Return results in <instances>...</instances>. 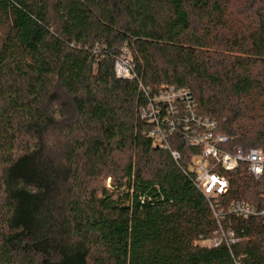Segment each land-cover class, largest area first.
Here are the masks:
<instances>
[{"label": "trees", "instance_id": "obj_1", "mask_svg": "<svg viewBox=\"0 0 264 264\" xmlns=\"http://www.w3.org/2000/svg\"><path fill=\"white\" fill-rule=\"evenodd\" d=\"M238 1L0 0V264H264L261 218L197 244L219 228L185 172L199 150L155 147L140 116L144 90L176 86L264 149V0ZM226 177L223 205L264 208V176Z\"/></svg>", "mask_w": 264, "mask_h": 264}, {"label": "built area", "instance_id": "obj_2", "mask_svg": "<svg viewBox=\"0 0 264 264\" xmlns=\"http://www.w3.org/2000/svg\"><path fill=\"white\" fill-rule=\"evenodd\" d=\"M115 72L121 80L134 78V64L127 49L117 60ZM144 92L149 100L140 108V116L151 126L148 135L154 140V146L167 149L168 140L180 134L188 147L199 150L185 172L193 177L196 188L209 201L219 228L214 237L201 239L197 244L207 248L237 244L240 240L230 229L233 218L264 220V208L240 200L223 205L222 199L230 187L226 173L245 167L250 177L262 179L264 150L254 148L246 151L240 146H232L231 139L220 131L216 119L199 115L197 103L187 89L164 86L154 95ZM171 154L179 163L180 153L173 151Z\"/></svg>", "mask_w": 264, "mask_h": 264}, {"label": "rangeland", "instance_id": "obj_3", "mask_svg": "<svg viewBox=\"0 0 264 264\" xmlns=\"http://www.w3.org/2000/svg\"><path fill=\"white\" fill-rule=\"evenodd\" d=\"M236 1L238 2V4H237V2H236ZM233 5H234V6H236V5L238 6V5H240V3H239V1H238V0H233ZM263 150H264V149H263ZM106 184H107V186H109V184H110V179H109V180H107Z\"/></svg>", "mask_w": 264, "mask_h": 264}]
</instances>
